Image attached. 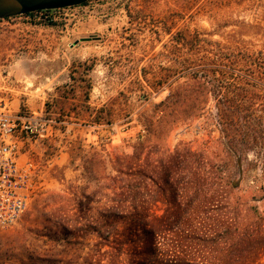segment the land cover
<instances>
[{
    "label": "rangeland",
    "instance_id": "374dc122",
    "mask_svg": "<svg viewBox=\"0 0 264 264\" xmlns=\"http://www.w3.org/2000/svg\"><path fill=\"white\" fill-rule=\"evenodd\" d=\"M50 16L0 20V109L51 120L23 145L38 190L0 230V264H264V86L215 91L264 68V0ZM198 175L241 185L217 205L186 183Z\"/></svg>",
    "mask_w": 264,
    "mask_h": 264
},
{
    "label": "built area",
    "instance_id": "2783aa9c",
    "mask_svg": "<svg viewBox=\"0 0 264 264\" xmlns=\"http://www.w3.org/2000/svg\"><path fill=\"white\" fill-rule=\"evenodd\" d=\"M56 11L59 10L37 11L25 16L49 21ZM50 123L43 114L0 109V230L18 223L38 190L36 167L30 160L22 162L21 155L26 141L47 136Z\"/></svg>",
    "mask_w": 264,
    "mask_h": 264
},
{
    "label": "trees",
    "instance_id": "16d2710c",
    "mask_svg": "<svg viewBox=\"0 0 264 264\" xmlns=\"http://www.w3.org/2000/svg\"><path fill=\"white\" fill-rule=\"evenodd\" d=\"M86 4V3H85ZM83 4V5H85ZM256 64V62H254ZM213 72L216 73H220L223 72L221 70H218L217 68L212 69ZM250 73L247 74H241V73H235L233 79L235 81V83L233 84H229V85H224V83L220 80H215L216 83L219 82V85L217 86V89L215 91H217L218 93H221V89H230L229 92L232 89L233 92V88L237 89V92L235 93L236 97L239 98H250L251 96H248L249 93L246 90H242V85L246 84V85H253L255 84H259L261 86H264V68L261 66V69L259 70V73L256 74V72H254L253 70H248ZM212 72V71H211ZM253 73V74H251ZM204 78V76H202ZM260 78V82L259 79ZM220 88V89H219ZM253 95H256L255 93H253ZM227 100V99H226ZM228 102H230V100H228ZM225 104V103H224ZM218 172H220V170L222 171V169H220V167H218ZM223 172V171H222ZM196 173V172H195ZM171 183V182H170ZM188 185H190L192 188H194V191L196 193V196H199V194L204 193V200L205 202H215L217 201V205L220 204V202H223L224 197H222V195L220 194L219 191H223L224 188L223 183L226 187H228L231 190H236L238 188H240L241 185V181L240 179L236 180V179H229V180H225V182L223 180H221V184L218 183V181H213V180H208V178H201L199 175L197 177V179H195L194 181H187L186 182ZM215 190V191H212ZM212 191V194L208 196V194ZM209 192V193H208ZM218 193L217 195H214V193ZM198 198V197H196ZM217 198V200H216ZM195 200V198H191L190 202L192 203ZM189 203V202H188ZM249 210H253L254 213H259L258 209L256 207H249ZM131 217H144L143 215L139 214L136 212V214H132ZM147 217V216H145ZM191 216H188V218H190ZM238 225H241V222H239V220L237 221ZM148 225V224H147ZM146 227H140L139 231L141 232L142 235H149L151 234L150 230H148ZM238 228V227H237ZM246 236V235H244ZM259 244L264 246V238L261 240V242H259ZM147 253H152V251H148Z\"/></svg>",
    "mask_w": 264,
    "mask_h": 264
},
{
    "label": "water",
    "instance_id": "95a60500",
    "mask_svg": "<svg viewBox=\"0 0 264 264\" xmlns=\"http://www.w3.org/2000/svg\"><path fill=\"white\" fill-rule=\"evenodd\" d=\"M90 0H0V20L81 6Z\"/></svg>",
    "mask_w": 264,
    "mask_h": 264
}]
</instances>
